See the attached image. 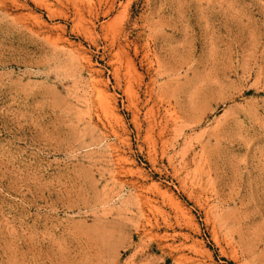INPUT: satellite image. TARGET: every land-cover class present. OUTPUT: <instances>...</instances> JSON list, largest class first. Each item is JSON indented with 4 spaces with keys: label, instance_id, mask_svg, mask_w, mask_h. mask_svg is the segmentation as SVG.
Here are the masks:
<instances>
[{
    "label": "rangeland",
    "instance_id": "rangeland-1",
    "mask_svg": "<svg viewBox=\"0 0 264 264\" xmlns=\"http://www.w3.org/2000/svg\"><path fill=\"white\" fill-rule=\"evenodd\" d=\"M0 264H264V0H0Z\"/></svg>",
    "mask_w": 264,
    "mask_h": 264
}]
</instances>
